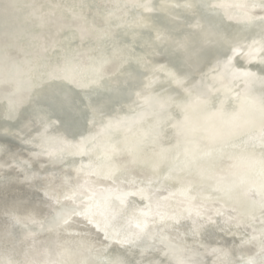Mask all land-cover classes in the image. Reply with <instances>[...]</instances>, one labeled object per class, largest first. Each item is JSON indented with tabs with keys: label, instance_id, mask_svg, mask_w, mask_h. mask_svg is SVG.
I'll list each match as a JSON object with an SVG mask.
<instances>
[{
	"label": "bare ground",
	"instance_id": "6f19581e",
	"mask_svg": "<svg viewBox=\"0 0 264 264\" xmlns=\"http://www.w3.org/2000/svg\"><path fill=\"white\" fill-rule=\"evenodd\" d=\"M133 2H151L158 7L152 12L124 7ZM184 2L0 0V109L6 110L13 102L16 104L15 115L0 120V127L9 130V134L0 135V145L8 146L20 160L27 161L31 169L13 170L5 166L0 170V228H7V247L14 258L22 259L24 253H30L36 259H47L52 253H62L70 264L97 258L101 245L94 236L95 230L88 231L90 226L85 225L83 217H73L69 222L71 227L56 226L54 221L60 205L55 197L59 196L62 204H70L61 193L69 190L66 181L69 186L78 179L83 183L85 177L78 172L82 165L102 166L106 153H110L113 146L131 147L145 140L153 126L159 136L143 145L147 155L162 150H176V155L182 153L183 148L179 145L183 138L177 125L184 120V115L176 104L186 92L185 88L170 81L169 73L176 72L174 65L179 64L187 74V88L195 86L210 91L211 96L217 98L216 108L229 115H245L242 111L245 101L260 96L258 80L245 83L220 77L213 71L215 61L207 63L202 60L195 45L188 55L177 58L175 41L184 38L189 30L184 17H191L195 10L186 12L177 8L170 12L169 9ZM192 2L199 4L201 0ZM245 2L247 0H212V3L225 5ZM9 3L15 6L5 8L4 5ZM33 5L44 7L33 8ZM38 12L49 14V23L40 26ZM253 14L264 15L259 9ZM196 19L206 30L218 29L221 35L235 37L245 44L260 40L262 26L259 21H247L240 8L217 9L215 12L205 9L196 15ZM72 55L76 59L67 70L78 74H87L93 60L101 55L111 59L95 83L89 82L86 89L74 90L58 83L37 94L42 83L49 82L51 74L63 75L65 56ZM243 65L244 70L256 77L264 75V64L258 56L250 62L243 61ZM65 93L72 97V105L63 103L61 97ZM87 103L102 110L103 124L99 115L93 122L91 112L85 108ZM36 109H43L58 121L59 131H51V135H63L72 144H81L79 153H69L54 163L49 162L47 155L39 158L33 155L41 149L36 144L25 143L22 139L25 132L21 129ZM109 120L117 126L106 130L104 124ZM256 155L259 156L258 151ZM30 156L33 157L31 161ZM236 163L238 161L226 159L223 167ZM167 175V172L159 174V183L154 189V193H161V200L177 192L171 187L175 181L167 180ZM88 178L97 189L111 184L104 174ZM166 186L168 191H164ZM203 196H211L206 206L219 209L222 215L212 211L210 220L200 218L195 235L190 219L166 221V227L161 228L166 240L186 246L187 254L203 264H222L226 258L255 255L259 251L258 242L248 241L258 233L244 223L249 211L246 199L238 196L228 200L223 193L214 190L204 192ZM130 199L138 208L143 207L139 196ZM180 199L182 197L178 194L170 197L166 207L175 206ZM14 206L18 209L15 215L28 218L26 224L13 225L11 218L3 214L4 209H13ZM229 218L230 222L225 223ZM159 224L157 219V224L150 223L149 227L156 231ZM107 243L109 250L115 247L112 241ZM163 247L158 244L156 251ZM3 249L4 242L0 240V252ZM156 258L164 259L163 252H159Z\"/></svg>",
	"mask_w": 264,
	"mask_h": 264
},
{
	"label": "snow or ice",
	"instance_id": "6c2138e0",
	"mask_svg": "<svg viewBox=\"0 0 264 264\" xmlns=\"http://www.w3.org/2000/svg\"><path fill=\"white\" fill-rule=\"evenodd\" d=\"M14 6L11 3L4 5L5 8ZM129 6L147 12L155 11L158 7L151 2L124 5L125 8ZM79 7L82 8L83 5ZM177 8L186 12L195 10L191 17H184L189 30L182 40L175 41L177 58L188 55L195 45L200 50L202 60L207 63L215 61L213 71L220 77H230L233 81L245 83L258 80L261 94L245 101L242 109L245 115H229L216 108L217 98L212 97L210 91L195 86L187 88V74L179 64L174 65L176 72L169 73L170 81L185 88L186 92L176 104L184 115V120L177 125L183 138L179 145L183 148L182 153L176 155V150H162L160 153L147 155L143 145L159 136V131L153 126L145 140L127 148L113 146L111 152L106 153L102 166L94 168L92 163L82 165L78 172L83 173L85 177L83 183L78 179L75 184L69 186L66 181L65 185L69 190L61 193L63 199L70 201V204H62L60 197H55L56 203L60 205V211L54 221L56 226L63 224L71 227L69 222L73 217H83L85 225L90 226L88 231L95 230L94 236L101 245L97 258L82 259L75 264H203L187 254L186 246L169 243L161 228L166 227V221L179 222L186 218L193 221L192 234L195 235L200 218L207 217L210 220L212 211L222 215L219 209L206 206V202L212 197H204L203 193L209 190L223 193V197L228 200L238 196L245 198L249 211L244 223L252 228L254 233H258L248 241L258 242L259 251L255 255L248 258H226L222 264H264V75L256 77L254 73L244 70L243 65V61L250 62L257 56L264 64V15L253 14L256 9L264 13V0H247L235 5L212 3V0H201L199 4H194L192 0H185L184 3L173 5L169 11L173 12ZM231 8L242 9L244 18L249 22L259 21L262 26L259 41L253 40L252 44H245L235 37L221 35L218 29L206 30L200 20L196 19V15L205 9L215 12L217 9ZM37 20L39 25L43 26L49 23V14L38 12ZM158 39L163 37L158 36ZM75 59V55L65 56L63 75L51 74L49 82L42 83L37 94L58 83L74 90L86 89L89 82L95 83L111 57L101 55L93 60L87 74L67 70ZM85 95L90 98L89 93L86 92ZM61 99L65 105L73 104V99L68 93L63 94ZM152 106L155 107L154 102ZM85 108L91 112L94 123L98 115L101 117L100 123H104L99 107L87 103ZM15 113L16 104L13 102L6 110L0 109V120L10 119ZM116 126L111 120L104 124L106 130ZM21 131L25 132L22 137L25 143L36 144L41 149L33 154L37 158L47 155L49 162L54 163L69 153L80 151V143L72 144L63 135L50 134L51 131H59L58 121L43 109H36ZM4 134H9V130L0 127V135ZM28 159L31 161L33 157ZM226 159L236 160L238 163L223 167ZM5 166L13 170L24 168L31 171L27 161L20 160L8 146L0 145V170ZM164 172L168 174L167 180L175 181L171 187L177 189L176 193H170V197L177 194L182 197L171 208L166 207L170 197H163L161 200V193H154L159 183L158 176ZM101 174L111 180V184L106 188L97 189L88 177ZM7 175L6 173L5 178ZM164 191H168L167 186ZM137 196L141 198L143 207L138 208L134 200L130 199ZM17 210L14 206L13 209H4L3 214L11 218L13 225L26 224L28 218L15 215ZM157 219L160 224L157 225V230L153 231L149 224L156 225ZM230 220L231 218L225 223ZM0 240L4 242V249L0 252V264H70L63 258L62 253H52L47 259H36L30 253H24L22 259L14 258L7 247V228H0ZM109 241L115 245L111 250L107 243ZM158 244L164 246L159 249V252H163L164 259L156 258L159 255L156 251Z\"/></svg>",
	"mask_w": 264,
	"mask_h": 264
}]
</instances>
